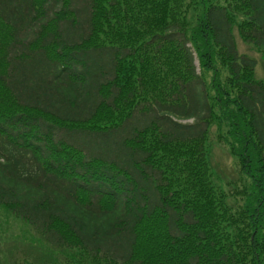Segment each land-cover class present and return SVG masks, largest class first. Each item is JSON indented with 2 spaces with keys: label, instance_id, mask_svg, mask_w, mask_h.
<instances>
[{
  "label": "trees",
  "instance_id": "obj_1",
  "mask_svg": "<svg viewBox=\"0 0 264 264\" xmlns=\"http://www.w3.org/2000/svg\"><path fill=\"white\" fill-rule=\"evenodd\" d=\"M241 15L264 48V0H0V207L47 247L33 264H264V83ZM197 61L227 70L217 109ZM216 121L241 208L212 186Z\"/></svg>",
  "mask_w": 264,
  "mask_h": 264
},
{
  "label": "rangeland",
  "instance_id": "obj_2",
  "mask_svg": "<svg viewBox=\"0 0 264 264\" xmlns=\"http://www.w3.org/2000/svg\"><path fill=\"white\" fill-rule=\"evenodd\" d=\"M219 3L224 4L225 0H219ZM195 8L196 6L189 10V24L193 22ZM244 20L245 17L243 15L239 16L233 29L236 47L241 56L248 57L257 62V67L251 73L250 77L256 82L264 83V48H257L244 41L240 34V26ZM6 38L7 32L0 25V41ZM197 66L200 74L206 80L210 89V97L212 98L215 109H217L218 106L216 105L215 99L217 97L216 89L218 82L216 79H218L220 84L226 81L229 82L227 70H225L219 61L214 64L215 69L207 71H204L198 61ZM245 78H248V76L246 75ZM219 130L223 131V128L216 121L211 125L205 143L212 186L224 195L227 205L235 207L234 209L241 208L246 199L250 197L245 185L248 184L247 178L242 175L240 162L231 153L229 143L226 140H220ZM156 224L160 232L161 223L157 221ZM152 235H154V232L150 229V236ZM155 236L158 239H162L161 235ZM9 250H11L16 258L21 260L28 259L30 264L35 262L37 251L42 255L48 254L47 247L36 237L28 225L12 216L6 209L0 207V262L10 261L11 256L8 252ZM148 252L156 255V252Z\"/></svg>",
  "mask_w": 264,
  "mask_h": 264
}]
</instances>
